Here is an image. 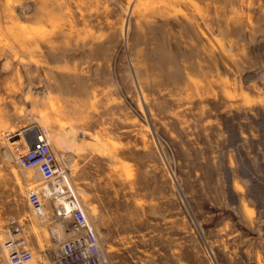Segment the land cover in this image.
Here are the masks:
<instances>
[{"label": "rangeland", "instance_id": "obj_1", "mask_svg": "<svg viewBox=\"0 0 264 264\" xmlns=\"http://www.w3.org/2000/svg\"><path fill=\"white\" fill-rule=\"evenodd\" d=\"M38 133L108 264H264V0H0V264L64 233L16 161Z\"/></svg>", "mask_w": 264, "mask_h": 264}, {"label": "built area", "instance_id": "obj_2", "mask_svg": "<svg viewBox=\"0 0 264 264\" xmlns=\"http://www.w3.org/2000/svg\"><path fill=\"white\" fill-rule=\"evenodd\" d=\"M15 149L19 168L36 170L42 180L41 186L27 194L35 215L49 220L56 228L60 226L64 232L61 237L52 232L57 249L50 264H108L83 203L48 140L41 134L34 138L25 135ZM49 206L54 207L52 218ZM67 220L70 226L65 227ZM5 253L7 264H27L34 259L32 251L16 240L5 244Z\"/></svg>", "mask_w": 264, "mask_h": 264}, {"label": "bare ground", "instance_id": "obj_3", "mask_svg": "<svg viewBox=\"0 0 264 264\" xmlns=\"http://www.w3.org/2000/svg\"><path fill=\"white\" fill-rule=\"evenodd\" d=\"M27 131H28V130H27ZM38 134H39V133H38ZM22 135H23V134L18 135V138L22 137ZM38 136H39V135H38ZM23 137H24V135H23ZM23 137H22V138H23ZM58 206H59V205H58Z\"/></svg>", "mask_w": 264, "mask_h": 264}]
</instances>
